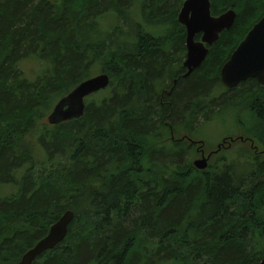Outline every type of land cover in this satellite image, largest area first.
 I'll return each instance as SVG.
<instances>
[{
    "label": "trees",
    "instance_id": "16d2710c",
    "mask_svg": "<svg viewBox=\"0 0 264 264\" xmlns=\"http://www.w3.org/2000/svg\"><path fill=\"white\" fill-rule=\"evenodd\" d=\"M183 1L0 0V188L16 186L0 192V264L17 263L67 210L65 239L33 264L264 258V152L243 147L204 170L191 161L194 125L216 103L244 106L254 120L242 136L264 150V84L220 82L264 0H209L212 16L234 9L236 20L187 78ZM107 16L128 21L127 31L107 32ZM33 58L43 68L30 80L19 65ZM96 70L110 77L104 96L50 125L54 104ZM216 87L225 91L209 101Z\"/></svg>",
    "mask_w": 264,
    "mask_h": 264
},
{
    "label": "water",
    "instance_id": "95a60500",
    "mask_svg": "<svg viewBox=\"0 0 264 264\" xmlns=\"http://www.w3.org/2000/svg\"><path fill=\"white\" fill-rule=\"evenodd\" d=\"M236 16L234 9H229L219 16H212L209 0L183 1L177 14V21L185 28L186 54L183 67L186 72L183 78L189 77L194 70L202 66L209 48L219 39L222 32L232 28ZM198 35L199 39H196ZM248 79H257L259 84H264V16L252 27L220 70L221 83L227 89H233ZM109 84L110 77L106 73L82 81L54 104L47 116L48 123L58 125L81 118L85 111V99L106 89ZM173 84H176V80ZM210 156L211 154H203L201 158L194 160V167L199 170L206 169ZM73 218L74 213L71 210L65 211L50 226L47 234L29 248L15 264H33L39 256L60 244L65 239ZM259 264H264V258Z\"/></svg>",
    "mask_w": 264,
    "mask_h": 264
},
{
    "label": "rangeland",
    "instance_id": "374dc122",
    "mask_svg": "<svg viewBox=\"0 0 264 264\" xmlns=\"http://www.w3.org/2000/svg\"><path fill=\"white\" fill-rule=\"evenodd\" d=\"M181 8V7H180ZM138 7L131 8L129 10V15H135L137 13ZM141 21V20H140ZM127 22L122 19H117L115 17L107 16L101 20V25L104 28L109 29L107 32H112L113 27L119 26L123 31H127ZM142 22V21H141ZM101 27V26H100ZM186 54V53H185ZM185 59V56L183 57V61ZM20 69L23 71L26 78L30 80H35L38 74L42 71V65L37 59H27L23 60L20 65ZM99 66H94L95 69H97ZM99 70L94 71L92 74H95ZM99 74V73H98ZM221 82V80H220ZM222 84V83H221ZM225 90L221 87H216L213 89L209 101L214 97H219L223 94ZM105 94L104 90H101L97 92L96 94H93V96H89L86 98V102L89 101L91 98L93 99H100ZM214 106H218V104H211L209 108L205 109L203 111V115L198 117L197 123L194 125L195 130L191 133L192 138H195L196 140L202 141L203 143H200L199 145V153L200 154H211V160L215 161L219 158L225 157L227 158V161L234 158V156L237 155V152L240 150V148L248 147V142H241L238 141L234 143L230 148L223 149L219 151V153H214V150H216L217 145L221 142V138L224 136H239L243 135V128H251L253 123V117L247 113L246 111H242L244 109V106L242 108H238L237 110L233 106H227V103L222 106V108L212 109ZM211 109V110H210ZM205 117H208V120H204ZM246 132V131H245ZM182 134V132L180 133ZM202 144V145H201ZM198 147V146H196ZM195 147V148H196ZM195 150V149H194ZM196 154V156L191 158V161L193 162L195 159L201 158L200 154ZM215 154V155H214ZM214 155V156H213ZM205 156V155H204ZM16 191V186L12 185H3L0 188V192L5 195Z\"/></svg>",
    "mask_w": 264,
    "mask_h": 264
},
{
    "label": "flooded vegetation",
    "instance_id": "af4514ba",
    "mask_svg": "<svg viewBox=\"0 0 264 264\" xmlns=\"http://www.w3.org/2000/svg\"><path fill=\"white\" fill-rule=\"evenodd\" d=\"M184 72H186V69L184 68ZM184 72L181 74L182 76H183V74H184ZM193 74V73H192ZM191 76V75H190ZM257 80V79H256ZM246 81V80H245ZM244 82V81H243ZM258 82V81H257ZM242 83V82H241ZM238 141H241V142H248V147H249V149H251L252 151H254L255 152V154L256 153H261V152H264V150L262 149V150H259L258 149V146H255L254 145V143H253V141H252V139L251 140H249V139H245L242 135H239V136H224L223 138H221V142L217 145V147H216V150L218 149V148H220L219 150H218V152L217 153H219V151H221V150H223V149H227V148H230L234 143H236V142H238ZM200 143H203L202 141H196V142H193V143H191V144H193L195 147L196 146H198V147H196L195 149H196V151L199 153V145H200ZM204 144V143H203ZM202 145V144H201ZM216 150H214V151H216ZM200 154V153H199ZM205 156H206V154H204ZM215 155V154H214ZM213 155V156H214ZM200 156L202 157V154H200ZM211 157H212V155L210 156V159H211ZM209 159V160H210Z\"/></svg>",
    "mask_w": 264,
    "mask_h": 264
},
{
    "label": "bare ground",
    "instance_id": "6f19581e",
    "mask_svg": "<svg viewBox=\"0 0 264 264\" xmlns=\"http://www.w3.org/2000/svg\"><path fill=\"white\" fill-rule=\"evenodd\" d=\"M261 124V123H260ZM260 130V129H259Z\"/></svg>",
    "mask_w": 264,
    "mask_h": 264
}]
</instances>
